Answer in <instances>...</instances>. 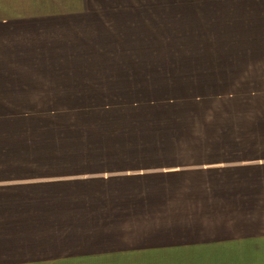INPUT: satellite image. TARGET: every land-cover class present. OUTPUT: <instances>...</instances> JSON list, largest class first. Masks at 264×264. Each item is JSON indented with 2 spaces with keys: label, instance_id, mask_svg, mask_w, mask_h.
<instances>
[{
  "label": "rangeland",
  "instance_id": "obj_1",
  "mask_svg": "<svg viewBox=\"0 0 264 264\" xmlns=\"http://www.w3.org/2000/svg\"><path fill=\"white\" fill-rule=\"evenodd\" d=\"M140 87L133 100L21 98L17 147L2 153L18 157L8 183L19 204L55 234L45 244L80 264H242L235 175L249 165L234 157L264 144V97L235 84Z\"/></svg>",
  "mask_w": 264,
  "mask_h": 264
},
{
  "label": "crops",
  "instance_id": "obj_2",
  "mask_svg": "<svg viewBox=\"0 0 264 264\" xmlns=\"http://www.w3.org/2000/svg\"><path fill=\"white\" fill-rule=\"evenodd\" d=\"M187 84L254 86L252 97H264V0H0V264L81 263L45 244L55 234L35 227L36 210L8 183L18 180V157L2 153L17 144L21 98L133 100L140 86ZM250 143L235 151L250 169L235 175L247 219L235 230H249L242 264H264V196L255 194L264 189V144Z\"/></svg>",
  "mask_w": 264,
  "mask_h": 264
}]
</instances>
